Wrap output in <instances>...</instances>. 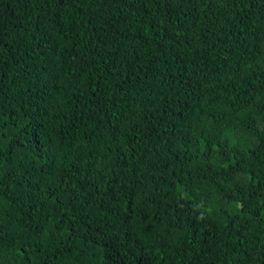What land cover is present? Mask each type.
<instances>
[{
  "label": "trees",
  "instance_id": "trees-1",
  "mask_svg": "<svg viewBox=\"0 0 264 264\" xmlns=\"http://www.w3.org/2000/svg\"><path fill=\"white\" fill-rule=\"evenodd\" d=\"M0 264H264V0H0Z\"/></svg>",
  "mask_w": 264,
  "mask_h": 264
}]
</instances>
